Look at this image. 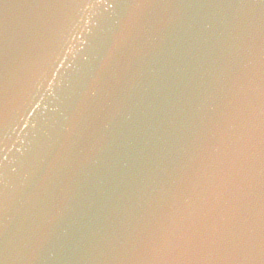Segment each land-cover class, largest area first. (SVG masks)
<instances>
[{"label":"water","instance_id":"95a60500","mask_svg":"<svg viewBox=\"0 0 264 264\" xmlns=\"http://www.w3.org/2000/svg\"><path fill=\"white\" fill-rule=\"evenodd\" d=\"M32 11L2 54L0 264H264V0Z\"/></svg>","mask_w":264,"mask_h":264},{"label":"snow or ice","instance_id":"6c2138e0","mask_svg":"<svg viewBox=\"0 0 264 264\" xmlns=\"http://www.w3.org/2000/svg\"><path fill=\"white\" fill-rule=\"evenodd\" d=\"M4 0H0L2 4ZM12 2L20 9L16 19L11 23L0 10V76H2V54L4 49L5 40L10 30H14L18 38H23L27 35L28 31L32 28L35 22L33 9L49 3L50 0H12ZM0 102H2V95H0Z\"/></svg>","mask_w":264,"mask_h":264}]
</instances>
